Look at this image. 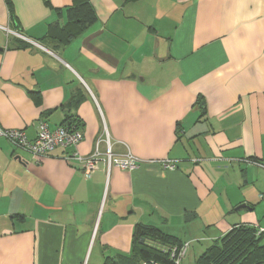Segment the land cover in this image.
Here are the masks:
<instances>
[{"label":"crops","instance_id":"obj_1","mask_svg":"<svg viewBox=\"0 0 264 264\" xmlns=\"http://www.w3.org/2000/svg\"><path fill=\"white\" fill-rule=\"evenodd\" d=\"M87 1L66 39L84 0H11L20 32L0 0V127L34 139L73 112L84 136L41 161L0 136V264H103L139 222L187 243L264 230V0ZM109 146L138 165L65 158Z\"/></svg>","mask_w":264,"mask_h":264},{"label":"trees","instance_id":"obj_2","mask_svg":"<svg viewBox=\"0 0 264 264\" xmlns=\"http://www.w3.org/2000/svg\"><path fill=\"white\" fill-rule=\"evenodd\" d=\"M7 4L10 20L18 26L13 30L20 32L19 20L11 0H7ZM69 18L68 26L63 28V38L66 39L88 28L96 19V13L92 5L84 0L82 4L69 8ZM19 39L23 46L29 45L24 39ZM61 125L80 127L77 115L73 112L67 115ZM185 244L187 242L175 235L154 225L139 222L134 227L130 252L106 255L103 264H176L171 256L172 249L177 247L180 250ZM195 264H264V230L260 231V227L249 224L234 226L214 240L196 259Z\"/></svg>","mask_w":264,"mask_h":264},{"label":"built area","instance_id":"obj_3","mask_svg":"<svg viewBox=\"0 0 264 264\" xmlns=\"http://www.w3.org/2000/svg\"><path fill=\"white\" fill-rule=\"evenodd\" d=\"M9 30V29H8ZM11 31V30H9ZM18 36L25 38L22 34L15 32ZM0 136L8 139L15 148L22 149L29 152L36 161H41L57 147L77 146L84 138L83 131L80 127L59 125L52 129L48 122L41 120L38 124L37 135L34 139H30L24 129L17 128H2L0 127ZM65 158L76 159L81 163L82 169L85 174L90 176L95 169L98 168L100 163L104 162L107 168L110 169L113 166L120 167L122 169H134L139 162L138 157L128 152L124 155H115L112 147L109 146L106 154L96 150L91 155H82L74 153L71 156ZM264 167V163H260ZM174 168V165H168ZM263 231V228H260ZM189 244H185L182 249L173 248L171 256L175 259L176 264H180V259L186 255Z\"/></svg>","mask_w":264,"mask_h":264},{"label":"rangeland","instance_id":"obj_4","mask_svg":"<svg viewBox=\"0 0 264 264\" xmlns=\"http://www.w3.org/2000/svg\"><path fill=\"white\" fill-rule=\"evenodd\" d=\"M180 236V237H179ZM179 238H186L187 235L181 233L179 234ZM200 237H204V239H200V241H192L189 242V246H188V254L184 255L181 259H180V264H194L195 259L202 253L204 252L209 246L212 245V243L214 242V240L209 239L208 236L206 237L205 234H200ZM188 240V239H187ZM97 251V250H96ZM95 251V253H96Z\"/></svg>","mask_w":264,"mask_h":264}]
</instances>
